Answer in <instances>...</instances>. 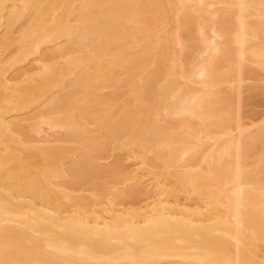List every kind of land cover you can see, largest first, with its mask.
<instances>
[{
    "label": "bare ground",
    "instance_id": "bare-ground-1",
    "mask_svg": "<svg viewBox=\"0 0 264 264\" xmlns=\"http://www.w3.org/2000/svg\"><path fill=\"white\" fill-rule=\"evenodd\" d=\"M259 89L264 0H0V264H264Z\"/></svg>",
    "mask_w": 264,
    "mask_h": 264
},
{
    "label": "rangeland",
    "instance_id": "rangeland-1",
    "mask_svg": "<svg viewBox=\"0 0 264 264\" xmlns=\"http://www.w3.org/2000/svg\"><path fill=\"white\" fill-rule=\"evenodd\" d=\"M246 84L250 85V86H254V85L259 86L260 84L263 85L261 82H259V80H250V81H247ZM260 90L261 89L251 93V95L246 96V97H249V101L245 103V107L243 110L246 112L247 115L248 114H259V113L264 114V97L262 94L264 91L263 90L260 91ZM104 92H103L104 95H107V94L110 95L109 93H111V90L107 89ZM121 93L119 94L120 97L118 96V98L120 100L118 99L116 102V105H118V106L121 104L122 100L125 99L124 96L123 97L121 96L122 95ZM261 94H262V96H261ZM82 188L87 191V187L83 186ZM86 194H88V193H86Z\"/></svg>",
    "mask_w": 264,
    "mask_h": 264
}]
</instances>
